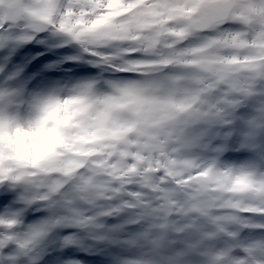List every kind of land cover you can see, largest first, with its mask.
Here are the masks:
<instances>
[{"label": "snow or ice", "instance_id": "snow-or-ice-1", "mask_svg": "<svg viewBox=\"0 0 264 264\" xmlns=\"http://www.w3.org/2000/svg\"><path fill=\"white\" fill-rule=\"evenodd\" d=\"M68 248L264 264V0H0V264Z\"/></svg>", "mask_w": 264, "mask_h": 264}, {"label": "rangeland", "instance_id": "rangeland-1", "mask_svg": "<svg viewBox=\"0 0 264 264\" xmlns=\"http://www.w3.org/2000/svg\"><path fill=\"white\" fill-rule=\"evenodd\" d=\"M76 54H78V49L73 48L71 46H68L65 49H60L58 51V55H53V54H50V53L46 54V55L50 56L51 59L50 60H44V63H50L51 60L57 59L58 56L76 55ZM33 55H34V53H33ZM40 59H43V58H40ZM86 65L87 66H91L93 68V70L91 72L80 71V72L77 73L78 68H80L82 66H86ZM40 67L42 68L43 65H41ZM54 70H56V71H54ZM48 71L56 72L57 75L50 76V75H48ZM26 73L28 75L32 74V66L31 65H29V68L26 69ZM41 75L44 77V82L45 83L60 82L62 85L63 84H67L68 86H71V84H73V83L81 82L83 80L90 79L92 77L98 76L99 75V70L95 69L90 64H87V63H84V62H77V63H68V64L60 65V67L58 69H44V71L41 73ZM122 78L133 79L135 77H129L128 76V77H122ZM29 90L38 91L40 89L39 88L33 89L31 84H30L29 85ZM244 158H247L246 155L245 156L241 155V156L236 157L233 154H231V156L229 157L230 160L235 161V162L244 161ZM44 216H45V213L43 211L29 212L28 215L26 216L27 221H25V222L26 223H33V222H36V221L44 218ZM68 231H71V230L70 229H66V230H64V233L66 234ZM54 257H56V252L51 253V258H54ZM61 259H65V256L61 257ZM88 259H89V256H88ZM103 259H104L103 257H100L101 264H103ZM88 262L89 263H86V264H99L97 261L94 260L93 256L91 257V259Z\"/></svg>", "mask_w": 264, "mask_h": 264}]
</instances>
